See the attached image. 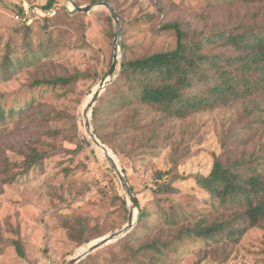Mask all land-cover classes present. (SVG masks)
Masks as SVG:
<instances>
[{"label":"rangeland","instance_id":"obj_1","mask_svg":"<svg viewBox=\"0 0 264 264\" xmlns=\"http://www.w3.org/2000/svg\"><path fill=\"white\" fill-rule=\"evenodd\" d=\"M26 1L41 4L47 0ZM72 1L77 5L93 4V7L88 12H79L82 14L75 18L73 13L76 11L69 0H55L54 14L34 19L29 24L32 30L26 36L31 42L28 46L20 31L23 24L13 18L20 0H0V53L8 43L11 57L22 61L9 80L0 82V100L16 104L35 94L44 103V109L67 114L48 124L65 131L51 140L54 151L45 159L42 173L31 170L18 181L2 187L0 264H63L76 255L79 248L118 230L110 231L120 221L116 196L124 199L128 213L129 201L120 181L103 151L86 133L83 117L90 95L106 78L111 66L114 23L104 6L95 5L103 0ZM204 3L205 0H115L114 7L121 21L114 77L122 56V45L127 56L135 57L172 49L175 35L161 29V25L174 20L199 25ZM16 28L19 31H14ZM43 31L50 32L47 37H51L55 45L49 54L53 69L71 71L76 68L87 72V77L78 81L74 91L66 95L57 97L59 89L30 90L27 85L36 73L30 64L31 50L35 42L44 40L43 33L46 32ZM249 107L248 103L238 102L183 119H168L157 129L158 137L152 141L157 142L158 147L151 149L139 147L141 138L150 134V128H145V135L137 133L133 138L136 148L132 158L116 154L106 146L113 152L138 202L144 205L152 199L153 173L169 169L173 160H179L177 171L182 175L207 174L214 155L222 151L223 142L236 153L249 152L263 142L264 130L255 131L248 123L256 115H248ZM142 122L148 123L149 119ZM45 130V123L38 122H23L16 128H11L10 124L0 126V161L7 156L11 161L19 162L21 155L15 150L23 147L26 141L38 140ZM176 185L178 193L159 195L161 206L170 214L183 218L208 210V195L195 185L193 179L179 180ZM108 211L113 212L110 219L104 217ZM133 212L138 213L137 206ZM77 215L86 221L89 237L96 228L102 235L83 244L70 239L62 221H71ZM15 240L21 244L23 256L18 255L13 244ZM104 246L97 249L102 251L98 258L107 260L110 246ZM195 248L186 243L175 255L179 259L175 260L172 255L169 264H195L201 254ZM199 264H264V229H248L236 244L218 253L216 260L206 257Z\"/></svg>","mask_w":264,"mask_h":264},{"label":"trees","instance_id":"obj_2","mask_svg":"<svg viewBox=\"0 0 264 264\" xmlns=\"http://www.w3.org/2000/svg\"><path fill=\"white\" fill-rule=\"evenodd\" d=\"M53 1L49 0L44 7L51 6ZM103 1L115 6V0ZM116 13L121 21L117 10ZM81 14L74 12L73 16ZM199 19L202 22L197 26L180 20L161 25V29L175 35L172 49L135 57L127 56L122 45L116 75L97 97L90 116L95 136L116 154L132 158L136 148L133 138L137 133L145 135V128H150V134L141 138L139 147L151 149L158 147L152 141L166 120L183 119L238 102L250 105L248 115L256 114L248 122L250 128L264 130V0H205ZM31 30L29 25L20 29L28 46L31 42L26 36ZM43 32H46L44 40L35 42L31 50L30 64L36 73L27 85L30 90L59 89L57 97L73 92L87 72L76 68L53 69L49 54L55 45L47 37L50 32ZM10 50V44L6 43L0 53V82L9 80L22 63L19 58L11 57ZM43 107L44 103L35 94L16 104L0 100V126L10 124L16 128L23 122L46 125L40 138L34 140L37 142L26 141L15 150L21 155L19 162L7 156L1 159L0 193L3 185L18 181L31 170L42 173L45 159L54 151L51 140L64 133L65 130L48 124L67 114ZM147 119L148 123L142 122ZM221 147L207 174H180L178 159L173 160L169 169L155 171L150 188L152 199L140 205L134 195L138 208L135 225L114 243L103 247L110 246L109 258L99 259L102 251L95 250L77 264H169L172 255L179 259L175 255L186 243L201 251L195 262L199 264L206 257L216 260L218 253L236 244L248 229H264V141L249 152H233L226 142ZM185 179H193L207 193L209 208L179 218L161 206L159 195L178 193L176 182ZM130 188L134 194L131 185ZM116 199L120 221L110 231L119 229L127 220L124 199L121 196ZM112 213L108 211L104 217L110 219ZM62 225L69 238L78 244L102 235L96 228L89 237L86 221L80 215L71 221L63 220ZM13 244L18 255L23 256L21 244L17 240Z\"/></svg>","mask_w":264,"mask_h":264},{"label":"water","instance_id":"obj_3","mask_svg":"<svg viewBox=\"0 0 264 264\" xmlns=\"http://www.w3.org/2000/svg\"><path fill=\"white\" fill-rule=\"evenodd\" d=\"M69 2L72 4L73 9L76 12H88L93 7V4L77 5L72 0H69ZM95 5L104 6L110 13V16H111L113 23H114V45H113L112 62H111V66L107 72L106 78H104L102 81H100L98 83L93 94L90 96L89 100L86 103V108L83 112L84 128H85V131L88 134V136L94 142V144L100 150H102L104 154L107 155V159L110 163V166L112 167L114 173L116 174L117 178L120 181V184L122 186L125 197L129 201L128 217H127V221H126L125 225L122 226L120 229H118L114 232H111L109 234H105V235L95 239L94 241L89 243L86 247H84V250L81 253H78V254L74 255L73 257L69 258L63 264H75L81 258L86 256L87 254L101 248L102 246L108 244L111 241H114V240L124 236L133 227V225L135 224L137 217H138V213L133 212V209L136 208L135 197H134L133 192L131 191L130 185L128 184L125 175L123 174V172H122L121 168L119 167V165L117 164V162L113 158L108 156L109 153L113 154V152L105 144L100 142V140L93 133V131L91 129V125H90V116L89 115L91 114L92 107H93L97 97L99 96L101 90L108 83H110L114 77L115 69L117 66V50H118V41H119V34H120L119 18L117 16L115 8L111 4H109L108 2H105V1H100L98 3H95Z\"/></svg>","mask_w":264,"mask_h":264},{"label":"built area","instance_id":"obj_4","mask_svg":"<svg viewBox=\"0 0 264 264\" xmlns=\"http://www.w3.org/2000/svg\"><path fill=\"white\" fill-rule=\"evenodd\" d=\"M49 0L41 4H31L26 0H20L17 9L13 13V18L23 25H29L34 19H40L54 14V1L51 6H44Z\"/></svg>","mask_w":264,"mask_h":264},{"label":"bare ground","instance_id":"obj_5","mask_svg":"<svg viewBox=\"0 0 264 264\" xmlns=\"http://www.w3.org/2000/svg\"><path fill=\"white\" fill-rule=\"evenodd\" d=\"M95 90V89H94ZM92 95V94H91ZM90 95V96H91ZM104 154V153H103ZM104 156L107 158V155L106 154H104ZM109 157H111V158H113L115 161H116V158H115V156H114V154H112V153H109V155H108ZM86 247V246H85ZM84 250V247L83 248H79L78 250H77V254L78 253H81L82 251Z\"/></svg>","mask_w":264,"mask_h":264}]
</instances>
